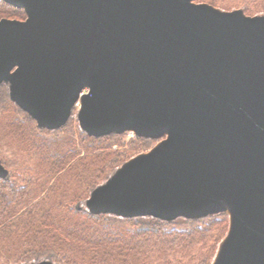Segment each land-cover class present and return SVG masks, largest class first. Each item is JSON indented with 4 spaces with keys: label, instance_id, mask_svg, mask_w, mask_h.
Here are the masks:
<instances>
[{
    "label": "water",
    "instance_id": "water-1",
    "mask_svg": "<svg viewBox=\"0 0 264 264\" xmlns=\"http://www.w3.org/2000/svg\"><path fill=\"white\" fill-rule=\"evenodd\" d=\"M4 1L27 18L0 19V81L40 127L61 128L80 98L89 135H167L94 190L90 212L225 213L214 264H264V14L194 0Z\"/></svg>",
    "mask_w": 264,
    "mask_h": 264
},
{
    "label": "trees",
    "instance_id": "trees-1",
    "mask_svg": "<svg viewBox=\"0 0 264 264\" xmlns=\"http://www.w3.org/2000/svg\"><path fill=\"white\" fill-rule=\"evenodd\" d=\"M226 10L264 13V0H194ZM26 13L0 0V19ZM126 133L92 137L74 120L38 127L0 85V264L49 258L58 264H212L226 237L225 213L199 219L120 218L80 209L116 168L155 144Z\"/></svg>",
    "mask_w": 264,
    "mask_h": 264
},
{
    "label": "rangeland",
    "instance_id": "rangeland-1",
    "mask_svg": "<svg viewBox=\"0 0 264 264\" xmlns=\"http://www.w3.org/2000/svg\"><path fill=\"white\" fill-rule=\"evenodd\" d=\"M208 4V3H207ZM211 5V4H210ZM213 6V5H212ZM215 7V6H214ZM216 8H219V7H216ZM219 9H221V10H224V11H229V10H226V9H222V8H219ZM241 10H243L244 11V7H242V8H240ZM240 9H234V10H240ZM24 10V9H23ZM231 11H233V10H231ZM24 12H25V10H24ZM245 12V11H244ZM26 13V12H25ZM261 14H264V13H261ZM257 15H259V14H257ZM249 16V15H248ZM251 16V15H250ZM256 16V15H255ZM26 18H27V14H26ZM25 18V19H26ZM7 19H17V18H7ZM24 19V20H25ZM17 20H20V19H17ZM23 21V20H22ZM14 71V69L12 70V72ZM2 84H4V85H6L7 86V88H8V91H9V96H10V99L12 100V98H11V95H10V92H11V89H10V87H11V85H12V83H11V81L9 80V81H6V80H2V81H0V85H2ZM89 92V88L88 87H85L83 90H82V93L83 94H85V93H88ZM19 108H21L20 107V105L16 102V101H14V100H12ZM22 109V108H21ZM81 109H82V105H81V100H80V98L78 99V101L76 102V103H74L73 105H72V107L70 108V111H69V114H68V119H67V121H66V124L68 123V121L69 120H74V121H76L77 122V124H78V128H79V130L81 131V132H83V133H86V134H88L87 132H85V130L82 128V126H81V124H80V120H79V114L81 113ZM22 110H24V109H22ZM25 111V110H24ZM25 112H27V111H25ZM28 113V112H27ZM29 114V113H28ZM33 119H35L31 114H29ZM35 121L37 122V120L35 119ZM65 124V125H66ZM37 125H38V123H37ZM65 125H63V126H65ZM62 126V127H63ZM38 127L39 128H41V129H47V130H57V129H49V128H42V127H40L39 125H38ZM61 127V128H62ZM58 129H60V128H58ZM123 133H126V138H125V141H129L130 139H132L133 137H135V136H139V135H137L134 131H133V129H130V130H127V131H125V132H123ZM113 134H117V133H113ZM120 134V133H119ZM122 134V133H121ZM89 135V134H88ZM110 135V134H109ZM89 136H92V135H89ZM104 136H107V135H104ZM104 136H92V137H97V138H99V137H104ZM166 137H167V135H164V136H162V137H160V138H156V139H154L155 140V144L153 145V147L150 149V150H148L147 152H143V153H139V154H137L136 156H134L133 158H131V159H134L135 157H140L141 156V154H144V153H148V152H150L156 145H157V143L159 142V141H163V140H165L166 139ZM131 159H129L128 161H126V162H124L122 165H120L118 168H116L115 169V171L113 172V174H111L104 182H102V183H100V184H98L94 189H92V191L90 192V194H89V196L86 198V199H82V200H80L79 201V203H78V207L80 208V209H83V210H85V211H88V212H90V208H89V206H88V199L91 197V194L93 193V191L95 190H97V189H99L100 187H102V186H106L107 184H108V182L111 180V178L122 168V166L125 164V163H127V162H129ZM0 162H1V160H0ZM1 164H2V162H1ZM2 166H3V164H2ZM4 167V169L7 171V177H5V178H3V179H7L8 177H9V171H8V169L5 167V166H3ZM2 178V177H1ZM91 213V212H90ZM93 214V213H92ZM110 215H114V214H110ZM115 216H117V217H120V218H126V217H121V216H118V215H115ZM228 234H229V230H228V233H227V235H226V237L228 236ZM225 237V238H226ZM225 238L222 240V242L225 240ZM222 242L220 243V245L222 244ZM220 245H219V248H218V251H217V254H216V257H215V259H214V261H213V263L212 264H214V262H215V260H216V258H217V256H218V252H219V249H220ZM41 261H51V262H53V264H58V263H56V262H54V261H52L51 259H49V258H43V259H40V260H38V261H32V262H28V263H23V264H40V262Z\"/></svg>",
    "mask_w": 264,
    "mask_h": 264
},
{
    "label": "bare ground",
    "instance_id": "bare-ground-1",
    "mask_svg": "<svg viewBox=\"0 0 264 264\" xmlns=\"http://www.w3.org/2000/svg\"><path fill=\"white\" fill-rule=\"evenodd\" d=\"M218 12H222V11L218 10ZM134 114H135V109L133 110V115H134ZM162 143H163V141H159V142L157 143L156 147H154L153 149L159 147ZM232 215H233V214H232ZM228 235H229V234H228Z\"/></svg>",
    "mask_w": 264,
    "mask_h": 264
}]
</instances>
